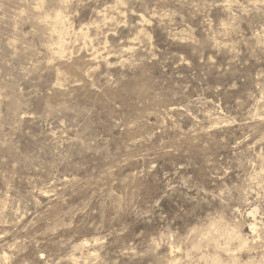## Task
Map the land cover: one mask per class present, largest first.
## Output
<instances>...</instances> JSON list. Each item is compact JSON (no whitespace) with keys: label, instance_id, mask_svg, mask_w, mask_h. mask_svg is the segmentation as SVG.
I'll return each mask as SVG.
<instances>
[{"label":"rangeland","instance_id":"374dc122","mask_svg":"<svg viewBox=\"0 0 264 264\" xmlns=\"http://www.w3.org/2000/svg\"><path fill=\"white\" fill-rule=\"evenodd\" d=\"M211 263L264 264V0H0V264Z\"/></svg>","mask_w":264,"mask_h":264},{"label":"bare ground","instance_id":"6f19581e","mask_svg":"<svg viewBox=\"0 0 264 264\" xmlns=\"http://www.w3.org/2000/svg\"><path fill=\"white\" fill-rule=\"evenodd\" d=\"M64 32V31H63ZM225 230V229H224ZM214 258V257H213ZM207 261V260H206ZM214 262H215V260H214ZM212 264V263H211ZM214 264V263H213Z\"/></svg>","mask_w":264,"mask_h":264}]
</instances>
